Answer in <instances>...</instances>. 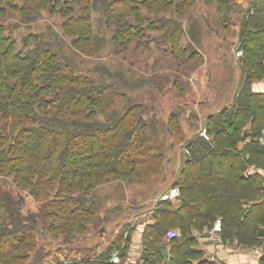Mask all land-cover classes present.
Instances as JSON below:
<instances>
[{"label": "trees", "instance_id": "trees-1", "mask_svg": "<svg viewBox=\"0 0 264 264\" xmlns=\"http://www.w3.org/2000/svg\"><path fill=\"white\" fill-rule=\"evenodd\" d=\"M28 1L27 6H19L13 0H0L4 3L0 12L13 11L19 24L28 22L24 20L31 13L36 19L43 11L53 13L56 9L66 19L60 27L62 34L48 26L45 32L26 36L23 48L12 37L13 29L0 23V118L4 121L0 128V175L12 174L16 191L14 194L13 189H5L7 183L0 178V264H27L30 254L17 252L22 247L35 250L31 264L42 263L48 251L44 245L36 247V225L53 238L64 236L62 244L85 234L87 225L94 223L86 200L104 176H139L138 166L144 164L148 165L140 175L156 173L161 153L152 151L148 126L137 117L141 105L132 103L123 115L113 109L105 124L98 118L111 104V96L129 81L121 71H112L104 64L94 70L98 77H92L80 71L75 58L99 53L106 40L100 34L105 28L111 29L109 40L114 51L119 47L128 51L139 36L136 28L148 23L139 15L138 4L155 14L169 8L179 10L177 3L164 0L138 4L135 0ZM94 13L98 15L96 30ZM238 44L242 50L238 61L241 88L229 106L206 119L208 139L197 132L186 141L187 157L172 182L179 189L180 205L174 208L171 201H159L154 211L157 221L143 232L142 264H155L157 260L161 264H193L188 258L192 254L188 246L194 242L191 226L209 227L217 217L223 238H229L235 230L241 242L264 245V178L258 173L247 174L251 165L264 169V148L251 140L238 149L245 135L242 126L248 120L252 119L253 134L264 128V93L251 89L254 80L264 77V0L250 2L239 25ZM130 127L135 133L128 132ZM123 168H128L126 174ZM54 185L59 192L65 186L77 194L75 208H63L65 215H44L53 218L48 222H38L34 215L21 216L20 190L45 198L47 195L41 192ZM37 187H41L39 193ZM70 199L62 200L66 203ZM175 226L181 235L175 233L168 238L171 258L163 261L162 237ZM100 227L93 234L100 232ZM122 236L118 235L96 258L72 257L66 264H115L108 259L117 248L122 249L119 256L126 258L129 237L120 248ZM197 264L212 263L203 260Z\"/></svg>", "mask_w": 264, "mask_h": 264}, {"label": "rangeland", "instance_id": "rangeland-1", "mask_svg": "<svg viewBox=\"0 0 264 264\" xmlns=\"http://www.w3.org/2000/svg\"><path fill=\"white\" fill-rule=\"evenodd\" d=\"M13 1L19 6L29 4L28 0ZM135 1L138 4L144 0ZM164 1L177 3L179 10L169 8L155 14L138 4L139 15L147 18L148 23H142L136 28L139 36L131 42L128 51H123L122 47L114 51L115 47L109 40L112 36L111 29L103 27L106 30L101 31L100 34H104L106 40L100 52L92 57L75 58V64L80 71L92 77H98V73L94 70L103 64L112 71L118 69L123 73L129 84L118 88L119 92L111 96V104L98 114V118L102 124H105L108 123L106 120L113 109L118 111L119 115H123L132 103L141 105L142 109L136 111L137 117L148 126L151 145L154 148L152 151L161 153L160 167L154 175H140L144 171L143 167L148 165L144 164L138 166L139 176L110 174L104 176L99 184L92 185L93 189L85 205L92 208L91 215L94 216L91 221L94 223L88 224L86 233L74 239L72 243L62 244L64 236L53 238L46 230L43 228L40 230V226L36 225L33 231L36 247L44 245L48 251L41 264H53L78 255L86 256L89 254L88 248L92 249L99 242L93 232L103 224L106 226L105 239L112 242L115 239L112 234L113 227L119 215L129 212L122 204L125 197L127 196L128 201L126 203H129L127 205L146 202L155 194L163 175L168 177L167 182H173L177 177L173 170L180 169L187 157L186 141L191 139L196 130L203 125L204 115L211 108L217 107L216 104L206 105L208 101L223 99L230 101L238 94L234 89L226 92L229 86L238 85L241 80V68L238 62L240 57H235L236 47L240 49L237 38L239 29L236 32L231 26L238 19L236 13L240 7L238 1ZM0 5L3 7L4 3ZM33 16L31 13L24 20L28 22L20 21L19 24V18L13 11L0 12V23L13 29L11 34L17 40L19 48H23L26 36L32 32H45L48 26L62 34L60 27L66 16L59 14L57 9L53 13L43 11L36 19ZM97 17V13H94L95 30ZM63 37L68 41L67 36ZM32 43L27 47H31ZM204 102L206 103L203 104ZM3 122L0 118V128ZM132 128L130 127L128 132L131 130L133 132ZM168 129L172 130L174 135L169 133ZM102 162L107 164L106 159ZM109 164L114 163L109 162ZM127 169H122L124 174L127 173ZM0 178L7 183L5 189L15 188L12 174L0 175ZM166 185L167 183L160 190L165 189ZM40 189L41 187H37L35 190L39 193ZM60 189L59 192L56 185L45 189L41 192L47 195L45 198H36L27 193V190H20L23 197L21 216L34 215L38 222H48L53 218L44 215H65L63 208H75L78 196L76 193L72 194V191H67L65 186ZM13 192L16 194L14 189ZM63 198L71 199L65 203L66 200H62ZM102 217H107V220L103 222ZM118 250L117 248L116 251ZM34 251L23 247L17 250L30 254L25 260L27 264H31ZM119 251L122 252V249ZM18 263L24 264L23 261ZM161 263L162 261L159 260L155 262V264Z\"/></svg>", "mask_w": 264, "mask_h": 264}, {"label": "crops", "instance_id": "crops-1", "mask_svg": "<svg viewBox=\"0 0 264 264\" xmlns=\"http://www.w3.org/2000/svg\"><path fill=\"white\" fill-rule=\"evenodd\" d=\"M240 4L239 10L236 12L238 14L237 21L231 26L237 32L239 29V25L241 19L248 9L250 2L253 0H237ZM237 36V35H236ZM238 38V37H237ZM237 40V39H236ZM237 44V43H236ZM241 74V73H240ZM241 88V84L229 86L226 92L234 89L236 94L239 92ZM251 89L253 92H263L264 93V77L261 80H254L251 84ZM233 99V98H232ZM233 100H211L208 101L206 105L216 104L215 109H210L202 118L203 125L200 129L196 130L195 133L204 130V125L206 119L217 112H220L223 108L229 106ZM204 102L203 104H205ZM219 105V106H218ZM214 106V105H213ZM201 119V118H200ZM251 120H248L244 126H242V131H245V135L243 134L242 140L238 143V149H242L248 142L251 140H257L259 144L264 148V128L258 130L257 133H252L251 130ZM201 121V122H202ZM256 134V135H255ZM173 170V169H172ZM178 169H174L173 171L177 172ZM258 173L261 177L264 178V169L256 167L255 165H251L247 169V174ZM167 176L161 178L158 186L156 187V192L152 197L146 201L141 203H133L127 205L129 203L127 201V196L125 200L122 201V204L125 205V208L129 211L128 214L119 215V219L114 224L113 227V238H116L118 235H123V240L120 243V248H122L124 241L126 240V236L129 237L128 240V249L126 253V258L122 259V264H142L140 256L142 253L143 245H142V236L143 232L148 225H151L157 221L156 216L154 215V211L157 208L159 203L158 198L165 193L171 186H173L172 181L167 182ZM166 188L160 190V188L166 184ZM171 204L174 208H178L180 205V199H176L171 201ZM127 205V206H126ZM103 222L107 220V217H102ZM220 218H216L214 222L209 227L198 228L196 226H191L190 233L194 242L190 244L188 247L191 249V255L188 256L189 260L193 264H197L203 260L209 261L212 264H264V245L262 242L259 243H245L241 242L238 236L235 234V230H233V234L229 238H223L221 236V230L219 232H210L213 224ZM105 225L103 224L100 227V232L97 234V238L99 242L94 245V247L88 248L89 254L86 256H75L76 259L85 258H96L99 256L107 247V244L111 242L109 239H105ZM261 228L264 230V224L261 225ZM168 231L175 232L178 236L181 235V231L178 227H170ZM166 233H164L162 237V242L164 246V259L163 261H169L171 258V245L169 244L168 239L166 238ZM120 250V249H119ZM118 250V252H119ZM116 251V250H115ZM196 253V254H195ZM124 261V262H123Z\"/></svg>", "mask_w": 264, "mask_h": 264}, {"label": "built area", "instance_id": "built-area-1", "mask_svg": "<svg viewBox=\"0 0 264 264\" xmlns=\"http://www.w3.org/2000/svg\"><path fill=\"white\" fill-rule=\"evenodd\" d=\"M242 56V50L239 49L238 47H236L235 49V57L239 58ZM200 134L205 138L208 139V136L206 135L205 131H200ZM185 153H187V151L185 150ZM180 192L177 186H171L165 193H163L158 200L159 201H174L176 199L179 198ZM221 230V221L220 219H218L212 226L211 231L210 232H219ZM175 235V232L173 231H167L166 233V238H170L172 236ZM109 262L111 263H121V257L119 256V253L117 251H112L109 255ZM68 262V260H60L58 262H54L53 264H66Z\"/></svg>", "mask_w": 264, "mask_h": 264}]
</instances>
